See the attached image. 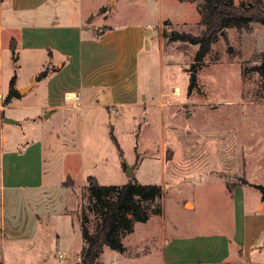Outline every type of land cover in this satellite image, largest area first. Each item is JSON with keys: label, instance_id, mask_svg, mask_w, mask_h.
<instances>
[{"label": "rangeland", "instance_id": "1", "mask_svg": "<svg viewBox=\"0 0 264 264\" xmlns=\"http://www.w3.org/2000/svg\"><path fill=\"white\" fill-rule=\"evenodd\" d=\"M111 1L107 3H113L108 24L119 25L125 19L150 25L137 56L140 103L146 105L123 109L79 106L66 109L54 121L36 107L44 98L38 83L13 97L6 108V94L0 95V150H21L39 140L46 187L35 191L36 197L32 191L15 194L0 188V264H80L84 244L80 222L94 233L99 219L88 208V176L101 185H122L129 180L156 184L163 193V215L136 224L128 236L120 230L125 250L103 245L94 264H136L135 260L156 257L153 241L160 237L162 219L167 231L172 225L177 230L181 225L179 232L224 230L230 217L224 183L231 190L246 177L264 185V75L260 68L264 25L254 23L248 32L227 28L225 38L219 36L191 71L198 46L167 43L165 37L159 40L157 30L160 36L163 30L199 35L203 27L196 1L179 5L176 0H161L159 9L157 0ZM103 13L97 14V29L104 27ZM165 19L172 22L164 23ZM15 34V30L0 28L2 90L10 86L12 77L23 88L46 67H41L45 56L32 59L20 53L17 60ZM191 72L195 81L190 87ZM176 87L179 92L173 95ZM6 117L15 122H6ZM110 129L122 156L110 138ZM127 165L132 166L130 178L125 174ZM257 193L244 189L246 206H255ZM181 199H192L195 209L180 210ZM185 207L192 205L188 201ZM262 216L251 221L247 232L258 233L257 246L263 248H253L240 261L234 257L232 264H264Z\"/></svg>", "mask_w": 264, "mask_h": 264}, {"label": "crops", "instance_id": "2", "mask_svg": "<svg viewBox=\"0 0 264 264\" xmlns=\"http://www.w3.org/2000/svg\"><path fill=\"white\" fill-rule=\"evenodd\" d=\"M157 1L159 9L161 0ZM177 2L179 5L189 3ZM107 3L108 0H0V28L15 30L17 60L20 53L30 55L32 59L36 56L41 60L44 56L46 58L41 63L42 68L46 66V75L35 80L40 70L24 85L26 87L33 82L29 91L38 83L43 91L44 98L36 107L46 113L44 117L47 115V118L59 121L66 109L79 106L123 109L146 105L140 103L137 56L150 25L141 26L136 21L125 19L119 25L108 24L113 3L110 6ZM98 12H105L102 14L104 27L99 29L96 27ZM93 16L95 18L90 21ZM157 35L161 40L163 36L159 35L158 30ZM12 88H19L16 81ZM8 90L9 86L3 90L0 88V95L7 94ZM69 93L74 95L69 97ZM11 101L4 107L10 106ZM43 169L42 144L39 140H32L21 150H0V188L5 193L12 191L16 194L19 190H27L34 192L32 196L36 197L35 191L45 187ZM242 172L244 174V169ZM242 183L233 185L231 190L227 184L223 185L229 195L226 208L230 214L224 230L202 232L188 229L187 232H179L181 225L178 230L177 226L172 225V230L167 231L162 219L158 226L160 237L156 239L153 235L157 256L147 259L150 257L148 254L146 261L149 264H232L234 257L240 261L243 254L260 248L257 246L258 233L255 235L247 231L251 230L249 226L252 220L257 219L256 216L263 215L264 220V199L255 187L264 185L249 182L246 177ZM248 188L258 192L255 206L251 208L246 206L243 198L244 189ZM162 198L163 193L160 213H150L146 222L152 216L163 215ZM188 201L191 208L185 207ZM178 207L182 211H190L195 209V203L192 199H181ZM35 215L38 219V214ZM1 219L4 222V211ZM138 223H134L131 233ZM2 227L5 228L4 224ZM239 250H242L240 254ZM146 261L135 260L136 264H145Z\"/></svg>", "mask_w": 264, "mask_h": 264}, {"label": "trees", "instance_id": "3", "mask_svg": "<svg viewBox=\"0 0 264 264\" xmlns=\"http://www.w3.org/2000/svg\"><path fill=\"white\" fill-rule=\"evenodd\" d=\"M177 1L197 2L199 24L202 25L203 29L199 35L176 30H163L162 36L166 38L167 43L181 41L198 46L193 57L191 71L195 70V65L201 63L205 55L211 51L212 44L219 36L225 38L227 28L233 27L248 32L251 31L254 23L264 25L262 0H248L246 4H236L234 0ZM164 23H167L166 20ZM46 72V69L39 72L35 80L44 77ZM13 83L14 77L10 81L9 90L4 98V105L13 97L20 95L17 90L12 88ZM110 138L119 155L122 156V149L113 135L112 129H110ZM68 179L69 176L66 177V180ZM86 180V190L90 202L88 208L95 210L99 214V219L94 233L88 231L82 220L80 222V231L84 241L80 254V264H94L103 245L124 251L125 247L120 234L131 233L134 223L146 222L150 213H160L162 189L156 184H141L130 180L122 185H101L94 176H88ZM65 182L62 185H66ZM255 187L260 191L261 198L264 199V187L262 185H255ZM153 202L155 203L154 207L150 209L148 204ZM120 230L122 232L119 234Z\"/></svg>", "mask_w": 264, "mask_h": 264}, {"label": "water", "instance_id": "4", "mask_svg": "<svg viewBox=\"0 0 264 264\" xmlns=\"http://www.w3.org/2000/svg\"><path fill=\"white\" fill-rule=\"evenodd\" d=\"M260 68H261L262 74L264 75V61L261 62ZM194 81H195V73L194 72H191V75H190V87L194 84ZM32 84H33V82H31V84L28 85V86H26V87L18 88L17 89L18 93L19 94H23V92L27 91L31 87ZM4 120L6 122H15L14 119L7 118V117ZM125 174L129 178L132 176V166H129V165L126 166V168H125Z\"/></svg>", "mask_w": 264, "mask_h": 264}, {"label": "bare ground", "instance_id": "5", "mask_svg": "<svg viewBox=\"0 0 264 264\" xmlns=\"http://www.w3.org/2000/svg\"><path fill=\"white\" fill-rule=\"evenodd\" d=\"M173 91H174V93H177L178 92V88L176 87ZM73 95H74L73 93H69L68 94L69 97H72Z\"/></svg>", "mask_w": 264, "mask_h": 264}, {"label": "built area", "instance_id": "6", "mask_svg": "<svg viewBox=\"0 0 264 264\" xmlns=\"http://www.w3.org/2000/svg\"><path fill=\"white\" fill-rule=\"evenodd\" d=\"M59 257H62V255L60 254Z\"/></svg>", "mask_w": 264, "mask_h": 264}]
</instances>
